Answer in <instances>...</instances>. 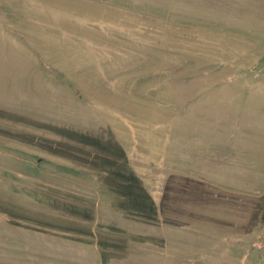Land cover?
I'll use <instances>...</instances> for the list:
<instances>
[{
	"label": "rangeland",
	"instance_id": "obj_1",
	"mask_svg": "<svg viewBox=\"0 0 264 264\" xmlns=\"http://www.w3.org/2000/svg\"><path fill=\"white\" fill-rule=\"evenodd\" d=\"M0 239L264 264V0H0Z\"/></svg>",
	"mask_w": 264,
	"mask_h": 264
},
{
	"label": "crops",
	"instance_id": "obj_2",
	"mask_svg": "<svg viewBox=\"0 0 264 264\" xmlns=\"http://www.w3.org/2000/svg\"><path fill=\"white\" fill-rule=\"evenodd\" d=\"M0 241H1V239H0ZM20 242H23V241H20ZM29 242V241H28ZM27 241H25L24 243L25 244H27L28 243ZM19 243V242H18ZM18 243H16V242H12V254H14V255H16V254H20V255H22V256H27L28 254H27V252L25 251V248H27L26 246H24V245H22V246H19L18 245ZM4 244V243H3ZM2 246H5V245H2V244H0V247H2ZM31 248L30 249H32V242L30 241V245H29ZM24 247V248H23ZM11 250V249H10ZM30 256H33V255H31V254H29ZM34 255H36V256H38L39 254H34ZM40 256H42V255H40Z\"/></svg>",
	"mask_w": 264,
	"mask_h": 264
}]
</instances>
